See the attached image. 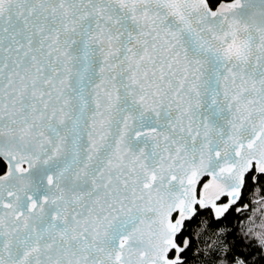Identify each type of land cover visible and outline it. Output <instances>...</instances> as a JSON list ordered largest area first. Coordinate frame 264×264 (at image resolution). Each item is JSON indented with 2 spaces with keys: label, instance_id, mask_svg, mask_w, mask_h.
I'll return each instance as SVG.
<instances>
[{
  "label": "snow or ice",
  "instance_id": "snow-or-ice-1",
  "mask_svg": "<svg viewBox=\"0 0 264 264\" xmlns=\"http://www.w3.org/2000/svg\"><path fill=\"white\" fill-rule=\"evenodd\" d=\"M0 264H264V0H0Z\"/></svg>",
  "mask_w": 264,
  "mask_h": 264
},
{
  "label": "trees",
  "instance_id": "trees-1",
  "mask_svg": "<svg viewBox=\"0 0 264 264\" xmlns=\"http://www.w3.org/2000/svg\"><path fill=\"white\" fill-rule=\"evenodd\" d=\"M234 215H236L235 213H234ZM208 258V250L206 249L205 250V259H207Z\"/></svg>",
  "mask_w": 264,
  "mask_h": 264
}]
</instances>
